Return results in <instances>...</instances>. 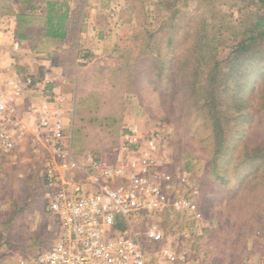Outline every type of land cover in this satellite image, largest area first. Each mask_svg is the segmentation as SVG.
<instances>
[{"label": "rangeland", "instance_id": "rangeland-1", "mask_svg": "<svg viewBox=\"0 0 264 264\" xmlns=\"http://www.w3.org/2000/svg\"><path fill=\"white\" fill-rule=\"evenodd\" d=\"M260 1L73 2L77 13L85 9L88 18L96 19L109 30L107 39L102 38L104 44H100L101 50L106 51L103 66L95 64L88 68L87 74H82V65L87 66L86 54L76 68L69 57H60L61 66L70 64V75L78 71L79 93L86 103L83 113L87 119L72 121L75 148L110 162L130 127L135 126L142 137L154 134L162 146L159 152L162 171L170 178L165 188L167 196L173 201L186 198L190 202L188 212L169 210L157 217L156 222L165 233L164 243L144 242L154 257L153 264H264V170L234 166L230 171L232 180L227 184L218 182L212 173L213 140L198 107L202 98L190 97L187 76L191 73L186 72V76L183 72L188 64L183 62L186 57L183 51L201 35L206 41V33L211 47L218 50L219 59H225L245 39L243 31L252 29L250 26L264 14ZM44 2L31 0L30 6L45 8ZM0 6L9 8L6 0H0ZM38 22L36 25L43 30L44 21ZM101 67L109 70L102 71ZM202 80L204 75L196 84ZM98 104L101 107L96 109ZM99 113L117 119H94ZM258 121L254 120L257 126ZM81 131L83 135L79 136ZM250 136L251 147L261 141L258 134ZM79 139L88 143V147ZM240 141L231 137L225 147L234 148L233 153L238 154L244 147ZM22 150H26V160L34 158L27 155V147ZM1 153L4 152L0 148V264H17L20 257L34 254V249L50 246L55 223L45 209L44 190L39 186L44 167L27 174L8 169L7 162L11 160ZM256 172L262 173L254 180L248 178L237 192L231 191L241 177L247 173L255 176ZM23 175L29 180L27 185ZM28 246L32 250L26 249ZM169 246L179 255L185 254V261L170 262L162 253Z\"/></svg>", "mask_w": 264, "mask_h": 264}, {"label": "built area", "instance_id": "built-area-1", "mask_svg": "<svg viewBox=\"0 0 264 264\" xmlns=\"http://www.w3.org/2000/svg\"><path fill=\"white\" fill-rule=\"evenodd\" d=\"M32 89L43 99L35 115V139L44 141L51 155L43 169V199L55 234L50 246L20 257L17 264H153L144 242L164 243L157 217L169 210L190 209L188 199L173 201L165 192L170 178L162 171V146L155 135L142 137L135 126L130 127L114 150L115 159L107 162L75 148L62 119L67 101L49 76L28 82L9 80L0 91L4 153L15 150L26 130L14 116L8 124L2 120L5 113L16 112L6 102ZM162 253L172 263L186 259L170 246Z\"/></svg>", "mask_w": 264, "mask_h": 264}, {"label": "trees", "instance_id": "trees-1", "mask_svg": "<svg viewBox=\"0 0 264 264\" xmlns=\"http://www.w3.org/2000/svg\"><path fill=\"white\" fill-rule=\"evenodd\" d=\"M18 2L23 3L29 9L32 8L31 0H18ZM260 3L264 4V0ZM64 5L67 7L63 12ZM44 20L49 38L65 39L71 29L69 28V6L48 1L47 17H44ZM250 27L252 29L243 31L245 39L238 43L223 60L217 56L218 50L209 44L208 33H206V41L201 35L193 45L189 44L183 51L186 54L183 62L188 61V64L184 65L183 72L185 75L186 72L191 73V75L189 73L188 76L186 75L189 86L187 88L191 98L197 99L196 97L199 96L202 98L198 103L199 111L205 118V127L209 130V137L213 140L215 163L212 173L221 184H227L232 180L230 171L234 166H253L257 172L260 169L264 170V113L262 111V108L264 110V14L258 17ZM101 70L109 69L101 67ZM112 71L119 72L117 69H112ZM202 75H204V80L197 85L198 78ZM170 82L173 87V81L170 80ZM80 98L82 101L77 109L78 114L82 119H87L83 113L86 106L85 99L82 96ZM98 107L101 105L98 104L96 109ZM94 116V119H117L112 115H101L100 113ZM255 119H259L258 126L254 123ZM250 133L259 135L261 141L258 145L251 147ZM81 135H83L82 131L79 136ZM231 137H237L238 141L241 139L240 142L244 146L237 152L238 154L233 153L234 148L228 149L227 147L226 149L225 147ZM82 145L88 147V143L83 142ZM235 149L237 150V146ZM261 173L255 176L247 173L240 179L238 178L239 181L231 187V191L235 189L234 191L237 192L244 187L248 178L254 180ZM262 177L264 179V175ZM28 248L29 246L26 247ZM32 248L30 246L29 249L32 250ZM33 251L35 254L39 249Z\"/></svg>", "mask_w": 264, "mask_h": 264}, {"label": "crops", "instance_id": "crops-1", "mask_svg": "<svg viewBox=\"0 0 264 264\" xmlns=\"http://www.w3.org/2000/svg\"><path fill=\"white\" fill-rule=\"evenodd\" d=\"M44 1L43 5H47L48 1L64 2L68 6L70 5L69 28L71 29L65 39H53L47 36V25L44 20V17H47V6L29 9L18 0H6L9 5L7 10L0 6V91H3L9 80L28 82L49 76L60 87V93L67 101L61 110L62 119H64L67 132H73L75 128L72 121L82 119L77 110L80 101H82L77 82L78 71L70 75L71 69H68L70 64L65 62L66 64L61 66L59 64L60 57H69L70 63H73L76 68L79 66L78 63L84 61L81 56L86 54L84 57L87 61L84 62L87 66L83 67L84 65H82L81 69L84 70L81 72L82 74H87L88 68L95 64L103 66L106 51L101 50L100 44H104L102 38L107 39L109 30L105 29L104 24H99L96 19L88 18L90 16L85 13V9L81 14L80 11L77 13L75 11L77 7L73 3L76 0ZM39 18L44 21L43 30H40V27L36 25L40 21ZM62 68L65 72L61 70ZM41 100H43L41 95L32 89L27 95L17 97L14 102L9 99L6 102L8 107L15 106L16 112L14 114L5 113L2 120L8 124L14 116L26 128L25 133L18 138L15 150L8 154L1 153V156L11 160L10 163L7 162L8 169H19L20 172L26 174L33 171L39 172L41 167L49 162L51 155L45 142L35 139L38 132L35 115ZM23 147L28 148L27 155L33 156V159L31 158L29 161L25 159L26 150L23 151ZM21 155L24 158L19 157ZM113 156L111 157L113 158ZM15 160L21 162L16 163ZM8 177L11 179V175ZM23 179L27 185L29 180L25 175H23ZM39 186L44 190L43 180H40Z\"/></svg>", "mask_w": 264, "mask_h": 264}]
</instances>
